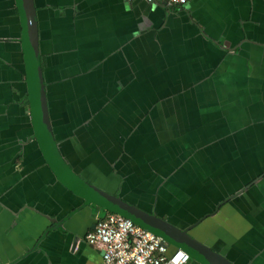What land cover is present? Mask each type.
<instances>
[{
    "label": "crops",
    "instance_id": "crops-1",
    "mask_svg": "<svg viewBox=\"0 0 264 264\" xmlns=\"http://www.w3.org/2000/svg\"><path fill=\"white\" fill-rule=\"evenodd\" d=\"M33 2L74 174L233 264H264V0ZM21 31L16 0H0V264H101L84 237L108 211L38 146Z\"/></svg>",
    "mask_w": 264,
    "mask_h": 264
},
{
    "label": "water",
    "instance_id": "water-1",
    "mask_svg": "<svg viewBox=\"0 0 264 264\" xmlns=\"http://www.w3.org/2000/svg\"><path fill=\"white\" fill-rule=\"evenodd\" d=\"M21 20V42L26 85L35 139L56 178L70 191L111 213H117L162 237L168 244L185 250L202 264H233L228 258L170 223L148 214L136 206L79 178L61 158L54 142L48 116L42 70L39 63L37 22L33 0H16ZM61 227L60 224H58ZM94 226V225H93ZM92 226V227H93Z\"/></svg>",
    "mask_w": 264,
    "mask_h": 264
},
{
    "label": "built area",
    "instance_id": "built-area-1",
    "mask_svg": "<svg viewBox=\"0 0 264 264\" xmlns=\"http://www.w3.org/2000/svg\"><path fill=\"white\" fill-rule=\"evenodd\" d=\"M163 1L183 5L188 0ZM84 238L100 251L101 264H185L189 260L185 250L177 247L169 251L162 237L117 213L97 218Z\"/></svg>",
    "mask_w": 264,
    "mask_h": 264
},
{
    "label": "flooded vegetation",
    "instance_id": "flooded-vegetation-1",
    "mask_svg": "<svg viewBox=\"0 0 264 264\" xmlns=\"http://www.w3.org/2000/svg\"><path fill=\"white\" fill-rule=\"evenodd\" d=\"M148 2H149V1H148ZM151 2H153V1H151ZM186 3H187V2H186ZM186 3H185V4H186ZM164 4H167V3L164 2ZM185 4H183V5H185ZM183 5H169V4H167V6H170V7H181V6H183ZM186 231H187V230H186ZM189 259H190V256H189ZM188 261H189V260H188ZM188 261H187V262H188ZM187 262H186V263H187Z\"/></svg>",
    "mask_w": 264,
    "mask_h": 264
}]
</instances>
